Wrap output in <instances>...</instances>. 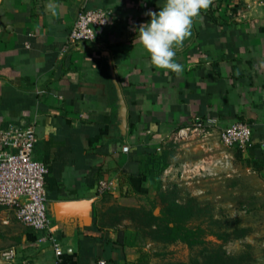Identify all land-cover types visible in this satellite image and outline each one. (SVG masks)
<instances>
[{
	"label": "crops",
	"instance_id": "0c3cea01",
	"mask_svg": "<svg viewBox=\"0 0 264 264\" xmlns=\"http://www.w3.org/2000/svg\"><path fill=\"white\" fill-rule=\"evenodd\" d=\"M164 4L0 0V129L36 128L33 157L49 169L48 215L64 249L60 264H138L150 253L132 229L104 226L103 207L136 205L145 183L139 149L198 121L211 122L206 130L217 136L237 121L249 124L252 141L242 157L261 162L264 174V5L214 0L176 52L183 65L177 75L151 64L134 30ZM99 9L111 15L97 41L63 53L78 15ZM104 178L118 182L112 202L98 195ZM41 236L0 206V264H58ZM12 248L16 257L4 261L1 253Z\"/></svg>",
	"mask_w": 264,
	"mask_h": 264
},
{
	"label": "rangeland",
	"instance_id": "374dc122",
	"mask_svg": "<svg viewBox=\"0 0 264 264\" xmlns=\"http://www.w3.org/2000/svg\"><path fill=\"white\" fill-rule=\"evenodd\" d=\"M156 149L165 158L154 179L145 178L136 205L104 206L107 224L125 225L135 235L149 222L160 225L161 232L152 230L150 238L139 244L157 255L152 264L188 262L201 250L179 240L171 243L160 238L168 243L159 242L160 235L169 233L165 231L169 222L170 227L178 222L190 229L201 228L205 232L202 247L215 252L214 259L223 253L228 257L212 264H264V174L239 158L237 149L227 150L220 136L209 131L189 128L181 134L179 130ZM174 185L176 191L166 196L165 188ZM105 196L112 202L110 194Z\"/></svg>",
	"mask_w": 264,
	"mask_h": 264
},
{
	"label": "built area",
	"instance_id": "2783aa9c",
	"mask_svg": "<svg viewBox=\"0 0 264 264\" xmlns=\"http://www.w3.org/2000/svg\"><path fill=\"white\" fill-rule=\"evenodd\" d=\"M264 5V0H258ZM111 12L106 10H87L81 12L75 21L66 41L63 53L80 43L96 42L99 30L109 24ZM3 29L0 27V36ZM211 122H196V131H207ZM181 130L185 134L188 130ZM252 128L249 124L237 121L225 128L220 134V140L227 150L240 149L247 151L252 141ZM38 142L34 126L9 130L0 129V206L14 211L16 217L27 227L42 233L40 243H50L58 264L64 257V249L56 232L51 226L48 215V195L46 178L48 166L34 159L33 154ZM12 149L13 152L7 151ZM123 152H130L128 145ZM116 179L104 178L98 183V195L114 194L118 189ZM16 257L14 248L1 253L4 261H13ZM98 264H108L102 259Z\"/></svg>",
	"mask_w": 264,
	"mask_h": 264
},
{
	"label": "clouds",
	"instance_id": "9594fccd",
	"mask_svg": "<svg viewBox=\"0 0 264 264\" xmlns=\"http://www.w3.org/2000/svg\"><path fill=\"white\" fill-rule=\"evenodd\" d=\"M213 3L214 0H165L159 12L149 10L145 13L150 21L134 30L153 66L177 75L182 73L183 65L176 62V52L191 37L194 20L202 19L201 12L208 10Z\"/></svg>",
	"mask_w": 264,
	"mask_h": 264
},
{
	"label": "trees",
	"instance_id": "16d2710c",
	"mask_svg": "<svg viewBox=\"0 0 264 264\" xmlns=\"http://www.w3.org/2000/svg\"><path fill=\"white\" fill-rule=\"evenodd\" d=\"M238 151V157L241 158L242 157V151L240 149H237ZM164 154L159 153L155 148H151V147H144V148H140L138 155L136 156V159L139 160L140 162V177L142 178H147L148 180H152L154 179V174L157 172V169H159V163L160 161L163 160ZM259 171H262V166L263 164L261 162H256L254 165ZM162 189H160L161 191ZM164 190V189H163ZM176 191V186H168L165 188L164 192L165 195H170L173 194ZM162 193V192H161ZM163 196V195H162ZM164 199H166L165 197H163ZM104 213H101V220H102V224L104 226H109L106 222V220L104 219ZM113 227V226H112ZM136 229V228H135ZM157 230L161 232V227L160 225H156L152 224L149 222L148 225H146L145 227L142 228H138L136 229L137 235H136V241L138 242V244H142V242H144V240H148V238H150V232H152V230ZM201 228H197V229H190L189 227L183 225L182 223H178V222H174V226L170 227V222L169 225H167L166 228V232L169 231L168 234L166 235H160V237L158 238V241L163 242V243H168V241L174 242V241H182L183 243L187 244L191 249L196 250L198 248H200L201 250L198 252L200 254V257L198 256L199 254H194L188 262H168L165 264H212V262H217V260H221L222 263L225 262V258L226 257L228 259V257L226 256L225 253H223V255H219L220 259H214V253L215 252H209L208 249H206V247H202L203 245H205V241L202 240V237L204 235V231ZM196 230V231H195ZM204 232V233H203ZM122 238H123V232H119V243H122ZM160 238L162 239H168V241L166 240H160ZM202 247V248H201ZM157 255H152V254H143L139 263L138 264H152V260L156 257ZM201 257L204 258V260L201 259Z\"/></svg>",
	"mask_w": 264,
	"mask_h": 264
}]
</instances>
